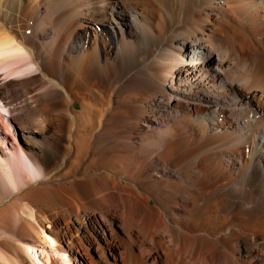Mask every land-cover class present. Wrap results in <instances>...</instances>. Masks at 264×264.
Instances as JSON below:
<instances>
[{"label":"bare ground","instance_id":"6f19581e","mask_svg":"<svg viewBox=\"0 0 264 264\" xmlns=\"http://www.w3.org/2000/svg\"><path fill=\"white\" fill-rule=\"evenodd\" d=\"M0 122V264H264V0H0Z\"/></svg>","mask_w":264,"mask_h":264},{"label":"rangeland","instance_id":"374dc122","mask_svg":"<svg viewBox=\"0 0 264 264\" xmlns=\"http://www.w3.org/2000/svg\"><path fill=\"white\" fill-rule=\"evenodd\" d=\"M79 106H80V105H79V103H78L77 101L74 102V107H75V108H78ZM4 113L7 114V115L9 114L6 110H4ZM0 125H1V122H0Z\"/></svg>","mask_w":264,"mask_h":264}]
</instances>
